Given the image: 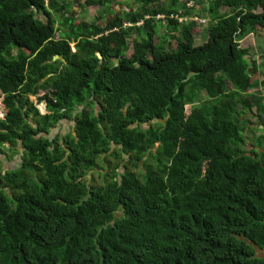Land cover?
<instances>
[{
    "label": "trees",
    "instance_id": "16d2710c",
    "mask_svg": "<svg viewBox=\"0 0 264 264\" xmlns=\"http://www.w3.org/2000/svg\"><path fill=\"white\" fill-rule=\"evenodd\" d=\"M207 1L197 45L199 23L171 17L182 0H135L106 26L70 0H0V155L23 148L0 161V264H264V134L246 133L249 112L264 125V71L240 45L264 0ZM73 112L69 162L49 135Z\"/></svg>",
    "mask_w": 264,
    "mask_h": 264
},
{
    "label": "rangeland",
    "instance_id": "374dc122",
    "mask_svg": "<svg viewBox=\"0 0 264 264\" xmlns=\"http://www.w3.org/2000/svg\"><path fill=\"white\" fill-rule=\"evenodd\" d=\"M61 1L64 2L66 0H61ZM70 1L74 2L71 8V14L75 18L76 22L94 23V22L100 21L104 26L109 24L115 18L122 17L124 19H127L128 12L134 13L135 11L141 8V5L136 3L135 0H108V3L104 7L100 5V0H95L96 4L93 7L91 6L80 7L86 4V0L84 2L83 0H79V1L70 0ZM182 1L183 2L181 3L180 9H182L183 11L186 5V7L189 10L187 12L186 24L191 23V22L199 23L200 28L197 29V32H196V44L197 45L203 44L207 39L206 29L208 25L210 24V18L208 16L209 3L207 0H188L189 3L193 2V7L190 9L188 7L186 0H182ZM168 4H170V2ZM40 16H39V19H40ZM53 17L54 19H56L57 27L60 31L63 28L65 19L62 17V15H60V17H57V14H53ZM101 17L102 19L100 20ZM166 25L167 23L165 24L163 21L157 22V31H158L157 39L162 40L170 32ZM143 34L145 36L146 34L145 30L143 31ZM134 39H140V38L137 37L136 35H132L130 37L129 41L131 42V49L128 51L129 56H131L133 53ZM172 40L173 39L168 38V46L171 48H173L176 44V43L174 44V42L172 43ZM73 45H74V42L71 43V46ZM240 45L243 48H250L251 50L250 56H254L259 68H261V70L264 71V30L258 31L255 35H248L247 37H245L243 40L240 41ZM259 78H261V76H259L258 73H255L253 76V80L259 81ZM196 105L198 104H190L189 106H187L188 112H191L192 107ZM3 110H4V105L2 104V96L0 95V114L3 113ZM57 133L64 134L65 126L63 127L60 126L59 130L54 132V135L57 136Z\"/></svg>",
    "mask_w": 264,
    "mask_h": 264
},
{
    "label": "flooded vegetation",
    "instance_id": "af4514ba",
    "mask_svg": "<svg viewBox=\"0 0 264 264\" xmlns=\"http://www.w3.org/2000/svg\"><path fill=\"white\" fill-rule=\"evenodd\" d=\"M75 43L74 46H72V51H75ZM96 111L97 113H100V106H96ZM78 125V117L77 115L73 112L71 115V119L66 118L64 121H62L57 128H54L52 131V134L49 135L52 139L55 138L56 136L54 135V132H56L57 130H59L60 126H65V133L61 135H63V137H65L66 139H68V143H66L65 145V149H66V157L67 160L70 162V156L73 154V149L72 147L74 145L71 144V137L75 138L76 137V127ZM58 135V133H57ZM77 140V137H76ZM23 155V148L19 146L18 148V152L16 154H13L12 151L7 150L5 154L0 155V161L2 162V170L4 172L6 171H10L15 169L16 167L22 165L23 163V159L21 158ZM94 161H96L97 166L94 170L88 172V179L91 181H93L94 175L96 172L100 171V155L97 156ZM14 164V165H13Z\"/></svg>",
    "mask_w": 264,
    "mask_h": 264
},
{
    "label": "crops",
    "instance_id": "0c3cea01",
    "mask_svg": "<svg viewBox=\"0 0 264 264\" xmlns=\"http://www.w3.org/2000/svg\"><path fill=\"white\" fill-rule=\"evenodd\" d=\"M74 46V45H73ZM254 57V56H253ZM264 81V75H261V78H259V82ZM250 93L256 94L257 97L264 98V84H258L255 85L251 90H249ZM246 117L248 118L250 124L247 128L246 133L249 134V136L252 138L253 136H260L264 134V125L261 124V122H258L257 117H254L252 113H247ZM252 129H255L254 131ZM250 142L246 144V149H251ZM259 252V256L264 258V251H262L260 248L257 250Z\"/></svg>",
    "mask_w": 264,
    "mask_h": 264
},
{
    "label": "built area",
    "instance_id": "2783aa9c",
    "mask_svg": "<svg viewBox=\"0 0 264 264\" xmlns=\"http://www.w3.org/2000/svg\"><path fill=\"white\" fill-rule=\"evenodd\" d=\"M192 7H193V3H190L189 4V8L191 9ZM171 17L174 18V19H177V20H181V21L184 20L185 23L187 22V18L186 17L181 18L180 14H173ZM148 18L149 17L147 16L146 19H148ZM157 19L158 20H164L165 19V16L164 15H158L157 16ZM142 24L143 23H140L139 25H142ZM130 26H132V25H130Z\"/></svg>",
    "mask_w": 264,
    "mask_h": 264
},
{
    "label": "water",
    "instance_id": "95a60500",
    "mask_svg": "<svg viewBox=\"0 0 264 264\" xmlns=\"http://www.w3.org/2000/svg\"><path fill=\"white\" fill-rule=\"evenodd\" d=\"M56 58H58V57H56ZM249 244H252V243H249ZM252 245H253V244H252ZM253 246H255L257 250H259V248H258L256 245H253Z\"/></svg>",
    "mask_w": 264,
    "mask_h": 264
}]
</instances>
